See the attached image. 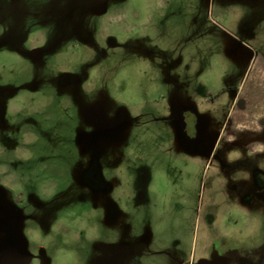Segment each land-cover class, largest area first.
<instances>
[{"label":"rangeland","instance_id":"obj_1","mask_svg":"<svg viewBox=\"0 0 264 264\" xmlns=\"http://www.w3.org/2000/svg\"><path fill=\"white\" fill-rule=\"evenodd\" d=\"M160 2L0 0V264H51L67 211L93 214L88 264H264V229L224 235L264 213V0Z\"/></svg>","mask_w":264,"mask_h":264},{"label":"clouds","instance_id":"obj_2","mask_svg":"<svg viewBox=\"0 0 264 264\" xmlns=\"http://www.w3.org/2000/svg\"><path fill=\"white\" fill-rule=\"evenodd\" d=\"M159 6L163 8L165 5L163 0H161ZM132 7L130 4L125 5V9ZM2 31V30H0ZM43 43V40L41 41ZM139 67L145 71L152 70L147 59H139L135 64L126 66L121 69L117 76V80L120 77L124 76L131 68ZM162 75V72L160 73ZM27 103V94H22L21 96L14 99L11 104L13 109L18 111L20 107ZM10 109V110H13ZM19 146L16 149L11 151V155L18 159H30L32 152L27 147V145L33 143L37 137L34 132L28 129H22L20 134ZM8 150L3 144H0V157H3ZM0 171L8 173V176L4 177V181H7L9 177L14 176V172L9 171L7 164L0 163ZM247 178V177H243ZM4 186H7L6 183ZM236 209H240L238 202L234 204ZM89 213L84 215L77 216L73 211H67L62 213L52 225L53 233L66 232L64 244L68 245L67 247L60 246L56 247L53 252V261L54 264H88V257L81 254L80 248V234L84 233V236L87 240L91 241L94 238H98L96 234L95 226L90 222ZM241 219L237 225L228 226L225 230V236L238 235L241 242L248 244L254 237H256L262 229H264V213L253 214L248 210H243L239 213ZM32 240L37 242L40 246L47 247L49 241L52 240V237L49 236L47 239H44L39 230L31 233ZM259 243V241H257Z\"/></svg>","mask_w":264,"mask_h":264},{"label":"flooded vegetation","instance_id":"obj_3","mask_svg":"<svg viewBox=\"0 0 264 264\" xmlns=\"http://www.w3.org/2000/svg\"><path fill=\"white\" fill-rule=\"evenodd\" d=\"M30 58L32 60H38L43 56V53L37 49V47H32L30 49ZM72 81L71 78L67 77L65 74L61 78V83L66 84L70 83ZM104 182L100 167L97 163H93L90 166H88L82 175V183L85 187H88L90 189H93V191L98 187V184H102ZM51 264H54V261L51 262Z\"/></svg>","mask_w":264,"mask_h":264},{"label":"crops","instance_id":"obj_4","mask_svg":"<svg viewBox=\"0 0 264 264\" xmlns=\"http://www.w3.org/2000/svg\"><path fill=\"white\" fill-rule=\"evenodd\" d=\"M238 122H239V123H237V124H238V128L240 129L238 132L241 133L242 130L244 129V128H243V123H244L245 121H242V119L239 118ZM258 123H259V122H254V123H253V126H255L254 124L258 125ZM251 125H252V124H251ZM260 129H261V127L258 125L257 127H254V128H253V131H252V132H253V133H256V132H257L258 130H260ZM237 130H238V129H237ZM236 135H237V134H236ZM232 136H233V134H232Z\"/></svg>","mask_w":264,"mask_h":264}]
</instances>
